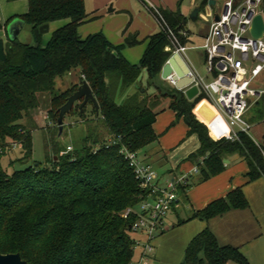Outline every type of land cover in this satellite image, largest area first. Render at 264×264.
<instances>
[{"label": "trees", "instance_id": "trees-1", "mask_svg": "<svg viewBox=\"0 0 264 264\" xmlns=\"http://www.w3.org/2000/svg\"><path fill=\"white\" fill-rule=\"evenodd\" d=\"M159 9L183 43V36L177 33L181 27L177 16L160 6ZM261 9L264 16V0ZM16 16L22 18L31 39L3 42L0 156L15 144L19 156L10 158L9 164L30 156V130L43 126L30 112L38 105L39 92H49L46 112L50 123L45 125L53 132L55 128V134L49 138L42 133L46 147L42 162L10 172L0 164V252L16 251L27 264H127L134 254L128 232L134 214L122 216V212L135 207L146 188L139 185L118 148L124 145L138 150L152 141L156 134L150 124L163 105L174 111L175 118L182 117L186 133L197 135L199 145L186 158L197 165L198 180L220 171L222 157L233 152L246 164V180L264 177V134L262 143L243 131L234 139H212L191 111L202 94L188 99L181 88L159 77L160 67L170 53L163 48L168 38L162 29L148 35L140 59L131 63L120 53L122 44H112L101 32L78 34L77 26L92 17L85 11L83 0H27V9ZM57 18L67 21L51 31L45 44H40L38 25ZM126 41L131 44L135 39ZM141 68L146 72L144 84L138 80ZM73 69L78 70V82L83 78L89 85L97 113L91 107L94 127L85 124L80 145L59 152L55 138L57 107L77 83L58 91L53 84L56 77ZM127 87H133V91L126 92ZM148 87H152L150 92ZM119 95L122 99L117 101ZM249 109L252 113L245 116L247 120L260 119L264 114L260 101ZM67 112H76L80 120L86 121L85 104L79 109L75 103ZM214 121L211 118L208 123ZM99 127L104 133L97 131ZM108 137L114 142L106 143ZM183 186L184 183L177 185V193L183 191ZM246 204L237 186L193 210L191 216L206 219L229 207ZM227 260L248 264L236 246L219 244L210 229L204 227L188 239L179 264H223Z\"/></svg>", "mask_w": 264, "mask_h": 264}, {"label": "crops", "instance_id": "crops-1", "mask_svg": "<svg viewBox=\"0 0 264 264\" xmlns=\"http://www.w3.org/2000/svg\"><path fill=\"white\" fill-rule=\"evenodd\" d=\"M159 1H161V3L159 2V6L162 9L174 13L177 16L179 23H181V27L178 29L184 31L183 34H180L183 36V43L187 46L185 50L188 48L196 49V54L203 66L204 73L202 75L209 77L204 70L203 49L200 46L201 42L194 43L192 40L193 37L197 36L201 38L202 41L203 34L207 28L208 19L204 24H197L196 30L192 31L185 26L186 17L182 11V13L178 11L175 5L176 0H167L166 3L164 0ZM220 1L221 0H219V2ZM216 3L217 0H213L212 3H208V0H202L200 4H202L203 7L200 6V4L197 5L196 18L189 19L192 21L201 20L205 12L208 11L209 15L214 14L217 11ZM109 10H111V7ZM15 15L16 13L7 17V19L2 22L0 36L3 38V42L6 40L4 34L5 23ZM155 31L157 30L153 32ZM151 33L152 31L146 32L140 38H136L137 32L135 31L125 40L135 39L133 44L141 42L143 45L145 41L147 42L148 35ZM79 35L81 36L80 32ZM19 36H23L25 41H30L31 39L28 30L23 26L18 32L17 37L19 38ZM127 44L130 45V43ZM129 47L121 50L125 54V57L127 56L126 58L129 62L135 63L136 59H132L127 55V53H130ZM185 50L184 54L186 59L183 61L187 66L192 67L199 74L196 64H194V61L185 53ZM143 69L144 68L140 69V74ZM71 71H73V77L69 80L68 85L71 83H78L79 80L78 70L73 69ZM143 74L142 72L140 78ZM162 79L168 83L166 79ZM184 87L185 86L181 87L182 92ZM197 96L198 94L196 93L191 98L185 97L193 99ZM191 111L194 117L204 124L207 134L212 139L222 136L226 131L227 126L223 117L209 98L203 95L197 97L191 107ZM247 111L245 113L246 118L250 115L247 114ZM211 118H214L216 121L210 125L208 120ZM248 121L251 123L250 128L256 122L263 123L261 142L256 140L257 138L251 136L249 133L250 128L247 132L255 142L262 143L264 134V114L260 119ZM150 127L156 134V137L139 148L137 153L143 160L150 163L158 175L157 178L159 182H162L165 178L171 177L174 173L187 171L192 165H196L194 161L186 158V156L189 152L197 148L199 141L195 132L186 133L187 125L181 116L175 118L174 111L163 105L156 111ZM223 158H226V160ZM198 160L200 161V158ZM222 162V169L205 179L198 180V170L186 176L183 182V191L177 193V197L163 217V230H166V234H164L162 230L160 235L156 237L151 253L143 259L144 264H161V260L164 257L163 250L165 243H169L171 250L174 252L173 264H179L184 246L188 239L195 232L204 227L210 229L219 244L228 243L236 246L245 256L248 264H264V177L258 176L252 180H246V164L244 160L239 158L234 152L223 156ZM237 186L240 187L242 191L247 203L246 206L229 207L221 213L206 219L198 216H191L193 210L203 207L215 198L224 196L230 189ZM137 253L138 249H135L133 256L136 257ZM223 264L238 263L233 260H227Z\"/></svg>", "mask_w": 264, "mask_h": 264}, {"label": "built area", "instance_id": "built-area-1", "mask_svg": "<svg viewBox=\"0 0 264 264\" xmlns=\"http://www.w3.org/2000/svg\"><path fill=\"white\" fill-rule=\"evenodd\" d=\"M140 1L171 41V52L178 53L185 61L187 46L179 42L159 6L149 0ZM261 1L221 0L219 9L208 18L200 43L204 70L209 77L198 74L192 67L187 69L189 84L196 86L197 94L209 98L223 117L227 129L222 136L228 139L236 138L239 131L248 132L251 123L245 118V113L250 105L260 101L264 112V31L257 37L249 33L254 14L260 12L263 15ZM177 33L183 34L184 31L177 29ZM164 79L172 85L176 80L172 74ZM105 141L112 143L114 139L108 137ZM65 148L70 149V144ZM118 151L131 167L139 185L146 188L145 196L136 206L122 212V216L128 212L134 214L128 224V232L133 250L138 249L137 256H132L127 264H144L143 259L153 249V237L163 230V217L177 197V185L183 183L188 174L196 172L197 166L192 165L189 170L174 173L159 182L153 167L138 155L137 150L120 145Z\"/></svg>", "mask_w": 264, "mask_h": 264}, {"label": "rangeland", "instance_id": "rangeland-1", "mask_svg": "<svg viewBox=\"0 0 264 264\" xmlns=\"http://www.w3.org/2000/svg\"><path fill=\"white\" fill-rule=\"evenodd\" d=\"M154 5L159 6V0H149ZM202 0H176V7L178 11H182L184 16L186 17L185 26L190 30L194 31L197 28V24L206 23L209 18V11L205 12L203 15V19L192 21L189 19V12L192 7L199 5ZM166 3L167 0H164ZM203 4V3H202ZM200 6L203 7V5ZM220 2L217 0L216 10L219 9ZM83 6L85 11L91 12L92 17L81 22L77 26L78 33H81V36H85L89 33L93 32H101L106 38L113 44H122L120 47V53L125 57V54L121 49L129 47L130 53H127L129 57L132 59H136V62L141 57V54L146 46V41L143 43L138 42L137 44L131 43L127 44L126 38L129 37L130 34L137 32L136 38H140L146 32H153L157 30L159 27L157 25L156 20L151 15V13L146 9L143 3L140 0H83ZM108 7H111V10H107ZM27 9V0H0V23H2L7 17L11 15L20 14ZM181 12V13H182ZM67 21V18H57L53 19L49 22L48 29L41 33L40 35V44H45L47 39L49 38L51 31ZM157 28V29H156ZM152 29V30H151ZM151 30V31H149ZM23 34V33H22ZM168 38V37H167ZM20 41H25L23 36H19ZM194 43H200L201 38L195 36L192 38ZM172 43L167 39V43L164 44L163 48L171 52ZM185 53L194 61L196 64V68L198 69L199 74H203V66L199 60V57L196 54V49L188 48L185 50ZM127 57V56H126ZM125 57V58H126ZM127 60V58H126ZM143 76L139 77L140 84H144L146 82V72L143 69ZM141 72V74H142ZM140 74V75H141ZM73 77V71H69L60 77H56L54 79L53 88L58 91L67 87L69 80ZM169 84V83H167ZM69 86V85H68ZM152 87H148L147 91H151ZM129 90V91H128ZM126 92L130 93L133 91V87H127L125 89ZM48 99L49 92L42 91L38 93V105L30 110L31 116H33L34 120L37 121V124L43 125L41 128H33L30 130L31 134V153L27 160L23 161H13L9 164V159H13L19 156V147L17 144L12 146L7 152L0 156V164L6 170V172H10L14 168L22 167L24 165L33 163L35 161L42 162L45 155L46 147L43 145L42 133L49 136H53L55 134V128L53 132V128L45 125L49 122L47 117L46 109L48 107ZM122 96H117V101H120ZM77 101H74L72 106L74 107ZM91 105L89 102L85 103V116L86 121H82L78 118L76 112L72 113H64L62 120V129L59 135H55L58 145V151H65V145L70 144L71 148H77L80 145V138L85 133V124L94 127L95 120L91 121V117H93V113H91ZM252 110H248L247 114H251ZM90 119V120H89ZM22 120H24L22 118ZM263 130V123L256 122L254 123L249 133L256 140L261 142V132ZM98 132L104 133L99 127L97 129ZM14 144V143H13ZM51 151H48V155H50ZM49 157V156H48ZM164 224V222H163ZM166 230H163L165 233ZM160 235V232H157L152 242L154 243L156 237ZM164 257L161 260V264H173L174 262V252L171 250V246L165 243L164 245Z\"/></svg>", "mask_w": 264, "mask_h": 264}, {"label": "water", "instance_id": "water-1", "mask_svg": "<svg viewBox=\"0 0 264 264\" xmlns=\"http://www.w3.org/2000/svg\"><path fill=\"white\" fill-rule=\"evenodd\" d=\"M213 0H208V3H212ZM108 10L110 7L107 8ZM197 15V5L192 7L188 16L191 19H195ZM216 18V15H214ZM23 26V20L19 16H12L4 26V34L7 40L18 39L17 35ZM48 29V23L43 22L38 25V31L40 33ZM264 31V16L257 12L254 14L250 21L249 33L252 37L259 36ZM79 34V33H78ZM19 40V39H18ZM4 58L3 52V38L0 36V60ZM188 66L183 61L178 53L171 52L165 61L162 63L159 71V76L165 78L167 75L172 74L175 77L174 86L181 88L183 86V92L186 97L191 98L197 92V88L194 84H189L190 77L187 76ZM77 101V106L80 109L82 105L89 102L94 109V113H97V102L91 92L89 85L85 79H80L75 88L69 92L65 100L57 107V115L55 124L57 127L56 135H59L62 129V118L72 106L73 102ZM54 157V156H53ZM226 160V158H223ZM0 264H27L26 260L21 258L19 253L14 252H0Z\"/></svg>", "mask_w": 264, "mask_h": 264}]
</instances>
